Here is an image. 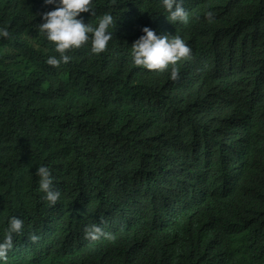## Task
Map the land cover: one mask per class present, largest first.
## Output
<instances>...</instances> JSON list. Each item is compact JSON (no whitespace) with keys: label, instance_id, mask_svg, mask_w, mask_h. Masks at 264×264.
<instances>
[{"label":"clouds","instance_id":"obj_1","mask_svg":"<svg viewBox=\"0 0 264 264\" xmlns=\"http://www.w3.org/2000/svg\"><path fill=\"white\" fill-rule=\"evenodd\" d=\"M96 1L98 5L102 0H43L45 5L54 6L41 14L37 27L39 34L52 42L56 53L47 57V65L68 63V53L86 44L93 54L111 45L116 19L105 12L93 24ZM189 3L161 0L162 6L155 5V13L148 17L149 24L133 35L131 60L141 71L115 88L126 99L125 110L115 118L107 116L106 107L95 99L82 117L78 126L83 131L79 138L82 145L71 155L114 153L117 163L108 175L87 168L68 182L61 194L53 187L55 167L46 163L49 154H35L33 161L25 164L39 178L38 190L44 194L43 199L52 205L61 195L62 211L72 218H84L75 236L81 264H109L111 260L138 264L132 261L144 254L131 250L142 248V232L151 235L145 247L148 252L171 240L196 244L203 252L201 243H207L203 219L219 205L216 198L198 197L196 203L188 199L194 196L196 185L208 183L200 161L185 148L191 139L215 157L221 171V200L230 211L247 216L260 199L257 206L264 207V166L261 170L255 168L264 151V75L249 79L215 71L220 62L231 57L254 56L245 47L233 49L230 37L208 41L204 33L209 26L198 19L203 12L205 19L213 20L218 11H230L234 0H207L191 14L186 8ZM0 37H9L7 27L0 28ZM155 77L164 80L157 83ZM145 93L148 100L138 103ZM153 108L160 118L156 123L150 120ZM130 133L141 137L133 162L123 158ZM237 142L238 167L232 165ZM226 152L233 158L224 159ZM59 169L63 170L60 163ZM182 199L189 204L180 207ZM88 214H92L91 221ZM23 226L18 216L8 217L0 238V264H6L14 247L13 236H18ZM157 228L168 237L157 235ZM38 239L36 234L29 235L32 242ZM233 255H250L264 262V228L246 232Z\"/></svg>","mask_w":264,"mask_h":264},{"label":"trees","instance_id":"obj_2","mask_svg":"<svg viewBox=\"0 0 264 264\" xmlns=\"http://www.w3.org/2000/svg\"><path fill=\"white\" fill-rule=\"evenodd\" d=\"M135 1L138 0H102L98 5L96 1L93 24L105 12H111L116 19L111 45L98 54L91 53L89 45H83L68 53L71 56L68 63L53 67L45 62L49 55L56 54L53 44L39 34L37 27L41 14L54 6L45 5L43 0H0V28L7 27L9 31L8 38L0 37V238L8 217L18 216L24 221L22 232L13 236L14 247L6 264H81L75 236L84 218L65 214L60 206L61 195L52 205L43 199L44 194L38 190L39 178L25 164L32 162L35 154H49L46 163L55 167L53 187L61 194L64 186L87 168L102 176L111 172L117 163L114 153L71 154L82 145L79 138L83 131L78 126L95 99L106 107V115L113 118L127 106L121 91L115 88L141 71L131 60V39L136 30L149 24L148 17L155 13V5L162 6L161 0H142L137 4ZM206 1L190 0L186 7L188 14ZM198 19L209 26L204 33L208 41L230 37L233 49L245 47L254 53L252 58L231 57L220 62L215 67L216 73L249 79L264 75V43L255 40L264 42V0H234L230 11H218L213 20L205 19L203 12ZM163 80L153 79L157 83ZM209 95L216 97L213 93ZM148 98L145 93L137 102L144 103ZM219 99L225 107H230L225 99ZM151 114L153 123L160 121L155 108ZM140 141L141 137L130 133L125 161L133 162ZM185 148L192 158L200 161V170L208 180L207 184L195 186L194 199L198 202L197 197L216 198L219 205L203 219L207 238L206 244L201 243L204 250L200 253L196 244L171 240L164 247L148 252L145 247L151 235L142 232V248L131 251L144 256L132 262L264 264L250 255L239 258L233 255L246 232L264 228V207L257 206L261 199L247 216L230 211L221 200V171L215 157L194 139ZM223 158L229 160L233 155L226 152ZM59 163L63 170L59 169ZM235 165H240L239 157ZM263 166L264 151L255 162L257 170ZM186 204L189 203L184 200L183 205ZM185 211L189 213L192 209ZM155 232L168 237L158 228ZM30 234H36L39 239L30 241ZM119 263V260L109 261V264Z\"/></svg>","mask_w":264,"mask_h":264},{"label":"bare ground","instance_id":"obj_3","mask_svg":"<svg viewBox=\"0 0 264 264\" xmlns=\"http://www.w3.org/2000/svg\"><path fill=\"white\" fill-rule=\"evenodd\" d=\"M233 153H234V156H235V158H237V157H239V155H240V148H239V142H237L236 144H235V147H234V149H233ZM235 163L233 162L232 163V165H234ZM238 166H240V165H238ZM237 166V167H238ZM198 198V197H197ZM189 200L190 201H192V202H195L196 203V198L194 199V196H189ZM198 202H199V200H198ZM183 203H184V199H182L181 200V202H180V206H182L183 205ZM92 219H91V216H89V221H91Z\"/></svg>","mask_w":264,"mask_h":264}]
</instances>
